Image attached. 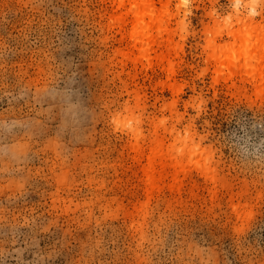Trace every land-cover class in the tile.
<instances>
[{"label": "rangeland", "instance_id": "374dc122", "mask_svg": "<svg viewBox=\"0 0 264 264\" xmlns=\"http://www.w3.org/2000/svg\"><path fill=\"white\" fill-rule=\"evenodd\" d=\"M253 4L264 24V0L158 3L170 77L160 50L134 60L113 0H0V264H264V90L247 52H264V30L255 47L228 34ZM163 117L190 129L214 180L191 164L148 188ZM176 133L161 126L164 153Z\"/></svg>", "mask_w": 264, "mask_h": 264}, {"label": "bare ground", "instance_id": "6f19581e", "mask_svg": "<svg viewBox=\"0 0 264 264\" xmlns=\"http://www.w3.org/2000/svg\"><path fill=\"white\" fill-rule=\"evenodd\" d=\"M158 3L162 5L161 10H165L170 0H113V10L108 16L109 24L110 26H116L122 35H124L126 38L124 39L128 41L127 48L129 53L134 55V60L137 62L143 59L149 60L152 57L151 53H158L159 50L157 58L163 62L176 49L173 39L174 33L169 28L168 19L164 17L163 12H157ZM237 17L239 28L237 30L229 28L228 34L235 38V42L241 41L247 47L261 45L259 30H264V24H257L254 16L242 14ZM211 45L215 49L212 57L216 64H219L221 62L219 51L222 45L215 40ZM255 51H257L255 57H257V61L261 66L260 71L255 72L256 76L257 74L260 76V82L256 87L262 93L264 90V52L258 51L255 48L247 49V52L250 54ZM249 58L247 57L246 62L244 60L243 64H249ZM168 64L169 76L171 77V74L173 75L174 73V66L172 62H168ZM228 66H230V63ZM138 97V93H136L135 98L137 99ZM126 109L130 112V117H128L127 121L130 139L134 140V145L138 147L142 140L141 122L134 115L132 107L127 105ZM152 124L155 135L153 141L155 144L154 156L149 158L148 163L144 167V176L148 188L153 189L157 181L168 172L171 173L173 181L178 182V177L185 170L186 166L191 164L201 166L214 180V171L210 170V156L201 147L200 143L196 141L194 134L191 133L188 127L185 128L184 132L177 131L173 126L169 128L167 126V119L164 117L153 120ZM161 126H165V130L170 134L177 132L175 137L176 142L166 153L162 151L165 138L159 134ZM157 156L160 157L158 161H156Z\"/></svg>", "mask_w": 264, "mask_h": 264}, {"label": "clouds", "instance_id": "9594fccd", "mask_svg": "<svg viewBox=\"0 0 264 264\" xmlns=\"http://www.w3.org/2000/svg\"><path fill=\"white\" fill-rule=\"evenodd\" d=\"M250 7L252 8V11L249 13L250 16H255L258 15L259 13L255 12V5H250Z\"/></svg>", "mask_w": 264, "mask_h": 264}]
</instances>
